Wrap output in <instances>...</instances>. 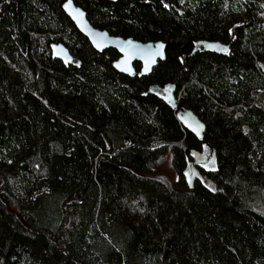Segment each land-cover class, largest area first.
I'll list each match as a JSON object with an SVG mask.
<instances>
[{"label": "trees", "instance_id": "obj_1", "mask_svg": "<svg viewBox=\"0 0 264 264\" xmlns=\"http://www.w3.org/2000/svg\"><path fill=\"white\" fill-rule=\"evenodd\" d=\"M65 1L0 0V264H264V0H73L94 28L166 44L134 78Z\"/></svg>", "mask_w": 264, "mask_h": 264}, {"label": "water", "instance_id": "obj_2", "mask_svg": "<svg viewBox=\"0 0 264 264\" xmlns=\"http://www.w3.org/2000/svg\"><path fill=\"white\" fill-rule=\"evenodd\" d=\"M62 9L74 23L76 29L87 38L95 51L103 52L107 49L117 51L119 58L113 63V68L121 74L130 78L148 76L158 62L164 61L166 58V44L162 41L143 43L132 38L125 39L112 36L105 30L94 28L88 21L86 12L77 6L73 0H66ZM198 46L215 53H226L227 51V46L220 42H200ZM50 50L53 59H58L66 65L73 62V57L63 44L53 43L50 45ZM134 63L140 64L138 72L134 68ZM167 101L171 108H177L176 100L171 91L167 93ZM178 112L182 125L197 139L202 140L203 125L191 113L182 109H179ZM194 163L197 162L194 161ZM185 174L188 176V186L192 188L196 170L189 168ZM199 179L201 178L199 177Z\"/></svg>", "mask_w": 264, "mask_h": 264}, {"label": "rangeland", "instance_id": "obj_3", "mask_svg": "<svg viewBox=\"0 0 264 264\" xmlns=\"http://www.w3.org/2000/svg\"><path fill=\"white\" fill-rule=\"evenodd\" d=\"M169 158V156H168ZM168 158L166 157L164 162L157 167L156 169V173L158 175L161 176H166L167 178H169L171 181H174L176 179V176L174 174V172L170 169L169 165H168Z\"/></svg>", "mask_w": 264, "mask_h": 264}]
</instances>
